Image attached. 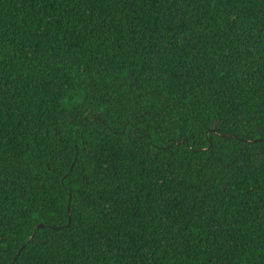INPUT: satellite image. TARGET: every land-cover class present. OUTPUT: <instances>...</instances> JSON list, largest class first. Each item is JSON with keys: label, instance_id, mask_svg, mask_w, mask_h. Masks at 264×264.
<instances>
[{"label": "trees", "instance_id": "1", "mask_svg": "<svg viewBox=\"0 0 264 264\" xmlns=\"http://www.w3.org/2000/svg\"><path fill=\"white\" fill-rule=\"evenodd\" d=\"M0 264H264V0H0Z\"/></svg>", "mask_w": 264, "mask_h": 264}, {"label": "water", "instance_id": "2", "mask_svg": "<svg viewBox=\"0 0 264 264\" xmlns=\"http://www.w3.org/2000/svg\"><path fill=\"white\" fill-rule=\"evenodd\" d=\"M67 225H69V220H68V224H67ZM42 227H43V224H39V225L36 226L37 229H40V228H42ZM22 248H23V246H22ZM18 253H19V252H18Z\"/></svg>", "mask_w": 264, "mask_h": 264}, {"label": "snow or ice", "instance_id": "3", "mask_svg": "<svg viewBox=\"0 0 264 264\" xmlns=\"http://www.w3.org/2000/svg\"><path fill=\"white\" fill-rule=\"evenodd\" d=\"M219 123V122H217ZM71 222V212H69V223Z\"/></svg>", "mask_w": 264, "mask_h": 264}]
</instances>
